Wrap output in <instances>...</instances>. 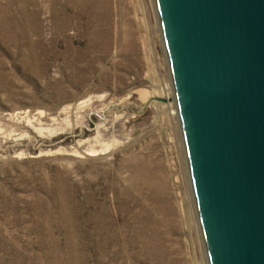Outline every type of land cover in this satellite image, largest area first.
Wrapping results in <instances>:
<instances>
[{"label": "rangeland", "instance_id": "1", "mask_svg": "<svg viewBox=\"0 0 264 264\" xmlns=\"http://www.w3.org/2000/svg\"><path fill=\"white\" fill-rule=\"evenodd\" d=\"M0 264H209L154 0H0Z\"/></svg>", "mask_w": 264, "mask_h": 264}, {"label": "water", "instance_id": "2", "mask_svg": "<svg viewBox=\"0 0 264 264\" xmlns=\"http://www.w3.org/2000/svg\"><path fill=\"white\" fill-rule=\"evenodd\" d=\"M209 264H264V0H154Z\"/></svg>", "mask_w": 264, "mask_h": 264}, {"label": "bare ground", "instance_id": "3", "mask_svg": "<svg viewBox=\"0 0 264 264\" xmlns=\"http://www.w3.org/2000/svg\"><path fill=\"white\" fill-rule=\"evenodd\" d=\"M137 1H138V0H137ZM105 3H106V2H105ZM105 5H106V4H105ZM166 88H167V87H166ZM169 90H170V89H169ZM168 94H169V93H167V96H169ZM172 113H173V112H172ZM164 187H165V186H164ZM164 187H163V188H164Z\"/></svg>", "mask_w": 264, "mask_h": 264}]
</instances>
